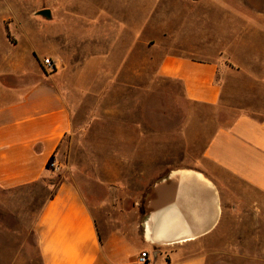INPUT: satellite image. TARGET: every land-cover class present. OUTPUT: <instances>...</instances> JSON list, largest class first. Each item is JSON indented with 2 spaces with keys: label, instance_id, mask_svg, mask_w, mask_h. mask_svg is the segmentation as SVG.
I'll use <instances>...</instances> for the list:
<instances>
[{
  "label": "crops",
  "instance_id": "1",
  "mask_svg": "<svg viewBox=\"0 0 264 264\" xmlns=\"http://www.w3.org/2000/svg\"><path fill=\"white\" fill-rule=\"evenodd\" d=\"M217 1L134 0L129 14L146 17L145 27L131 33L135 43L160 18L163 29L151 34L160 42L159 75L181 83L187 100L210 112L215 128L200 169L173 170L152 188L136 240L107 224L101 228L79 187L62 183L44 200L35 223L42 264H137L142 252L149 253V264H264V112L258 111L264 76L245 80L254 78L245 75L253 72L249 66L264 72V60L230 66L221 54L203 56L202 48L186 42V35L205 28ZM25 18L36 17L0 12V36ZM171 18L180 21L176 30L168 27ZM122 30L129 32L119 35ZM1 42L0 51L6 47L10 54L0 63V191L13 192L43 185L74 119L55 76L28 53L34 48Z\"/></svg>",
  "mask_w": 264,
  "mask_h": 264
},
{
  "label": "rangeland",
  "instance_id": "2",
  "mask_svg": "<svg viewBox=\"0 0 264 264\" xmlns=\"http://www.w3.org/2000/svg\"><path fill=\"white\" fill-rule=\"evenodd\" d=\"M133 1L0 0V12L36 17L19 20L14 30L6 27L1 43L34 48L28 53L55 76L74 119L43 185L0 191V264H42L35 223L44 200L64 182L79 187L101 228L107 224L136 240L152 188L173 170L200 169L201 151L215 128L210 112L190 103L181 83L159 75L160 42L151 34L163 29L160 18L135 43L131 33L145 27L146 17H129ZM212 7L205 28L186 35L190 47L202 48L206 57L221 54L230 66L264 60V0H218ZM223 9L234 16L222 15ZM44 10L51 19L40 14ZM179 23L171 18L168 27L176 30ZM121 29L129 32L119 35ZM9 54L6 47L0 51V63ZM249 67L253 72L245 75L254 78L245 80L262 79L260 68ZM258 111L264 112V96Z\"/></svg>",
  "mask_w": 264,
  "mask_h": 264
},
{
  "label": "built area",
  "instance_id": "3",
  "mask_svg": "<svg viewBox=\"0 0 264 264\" xmlns=\"http://www.w3.org/2000/svg\"><path fill=\"white\" fill-rule=\"evenodd\" d=\"M44 64L47 67V69H50V70H53L55 67V64L51 60H48V59L45 60ZM56 165H57L56 161L53 159L49 164V169H52V170L56 169L57 167ZM149 262H150V255L147 252H142L137 259V264H149Z\"/></svg>",
  "mask_w": 264,
  "mask_h": 264
},
{
  "label": "water",
  "instance_id": "4",
  "mask_svg": "<svg viewBox=\"0 0 264 264\" xmlns=\"http://www.w3.org/2000/svg\"><path fill=\"white\" fill-rule=\"evenodd\" d=\"M40 14L51 19V11L50 10H44V11L40 12Z\"/></svg>",
  "mask_w": 264,
  "mask_h": 264
},
{
  "label": "bare ground",
  "instance_id": "5",
  "mask_svg": "<svg viewBox=\"0 0 264 264\" xmlns=\"http://www.w3.org/2000/svg\"><path fill=\"white\" fill-rule=\"evenodd\" d=\"M174 231V230H173ZM179 231V230H178ZM175 232V231H174Z\"/></svg>",
  "mask_w": 264,
  "mask_h": 264
}]
</instances>
